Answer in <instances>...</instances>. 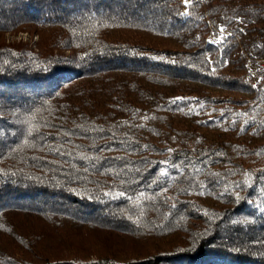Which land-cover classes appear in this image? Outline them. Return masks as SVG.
<instances>
[{
    "label": "trees",
    "instance_id": "obj_1",
    "mask_svg": "<svg viewBox=\"0 0 264 264\" xmlns=\"http://www.w3.org/2000/svg\"><path fill=\"white\" fill-rule=\"evenodd\" d=\"M181 6L0 0V264H264V0Z\"/></svg>",
    "mask_w": 264,
    "mask_h": 264
},
{
    "label": "rangeland",
    "instance_id": "obj_2",
    "mask_svg": "<svg viewBox=\"0 0 264 264\" xmlns=\"http://www.w3.org/2000/svg\"><path fill=\"white\" fill-rule=\"evenodd\" d=\"M183 3H184V0H183ZM187 6H185V9L187 8ZM181 9H182V6H181ZM2 37L5 43H20V42L26 43L28 47L36 50L35 46L38 42V38L35 32H30L28 30H19V31H14V32H7L3 34ZM64 54H67V52H64ZM260 63L261 62H258V64L257 63L253 64L252 62H249L247 65L249 68V74H253L255 70L260 69L261 67Z\"/></svg>",
    "mask_w": 264,
    "mask_h": 264
},
{
    "label": "built area",
    "instance_id": "obj_3",
    "mask_svg": "<svg viewBox=\"0 0 264 264\" xmlns=\"http://www.w3.org/2000/svg\"><path fill=\"white\" fill-rule=\"evenodd\" d=\"M189 4V3H188ZM185 5L183 3V0H182V12H185ZM227 35V32L225 30L221 31V28H217V29H211L210 30V33H209V37H208V41L211 43V44H215L216 42L220 41L222 36H225ZM258 62H261L259 67L260 68H263L264 67V63L260 60H256V63L258 64Z\"/></svg>",
    "mask_w": 264,
    "mask_h": 264
},
{
    "label": "snow or ice",
    "instance_id": "obj_4",
    "mask_svg": "<svg viewBox=\"0 0 264 264\" xmlns=\"http://www.w3.org/2000/svg\"><path fill=\"white\" fill-rule=\"evenodd\" d=\"M185 5H187L188 3H190V0H184ZM221 31H223V29H221ZM29 134H31V130H29ZM119 195H123V193H120Z\"/></svg>",
    "mask_w": 264,
    "mask_h": 264
}]
</instances>
